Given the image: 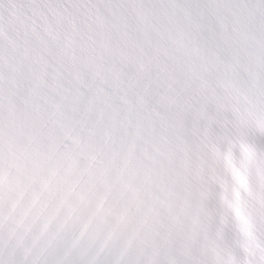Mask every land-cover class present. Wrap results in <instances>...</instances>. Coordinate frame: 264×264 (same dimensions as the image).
<instances>
[{
    "label": "snow or ice",
    "instance_id": "obj_1",
    "mask_svg": "<svg viewBox=\"0 0 264 264\" xmlns=\"http://www.w3.org/2000/svg\"><path fill=\"white\" fill-rule=\"evenodd\" d=\"M39 3L28 0L30 12L9 37L15 51L4 56L0 44L9 65L6 97L0 64V264H214L208 237L227 191L219 141L200 124L223 121L210 103L220 99L219 81L189 75L188 63L176 62L181 48L158 49L160 59L146 53L140 65L113 69L129 78L144 68L135 99L109 81V102L124 110L115 131L94 140L53 134L51 111L19 88L80 59L72 39L94 24L92 7L103 8L94 0ZM247 259L264 264V252L253 247Z\"/></svg>",
    "mask_w": 264,
    "mask_h": 264
},
{
    "label": "clouds",
    "instance_id": "obj_2",
    "mask_svg": "<svg viewBox=\"0 0 264 264\" xmlns=\"http://www.w3.org/2000/svg\"><path fill=\"white\" fill-rule=\"evenodd\" d=\"M88 2V0H85ZM83 34L72 39L80 59L60 65L42 76L25 80L19 91L33 98L51 115L46 127L53 134L85 135L116 130L124 110L109 102L111 88L139 96L144 68L123 78L113 71L121 61L140 65L146 53L160 59V52L181 48L177 63H188V74L204 81H219L218 95L210 103L222 122L200 124L223 151L227 208L216 213L220 223L208 239L214 264H249L253 247L264 252V0H94ZM159 5V14L153 5ZM119 5V7H117ZM143 5V7H141ZM16 9L15 14L9 8ZM36 7L40 8L39 0ZM28 0H0V44L4 56L25 17ZM125 21L130 22V24ZM95 28V33L91 31ZM113 34L114 39H106ZM95 37V38H94ZM168 37L171 43L166 40ZM15 51L14 49H12ZM19 59V57H18ZM83 61V62H82ZM6 82L8 60H0ZM110 90V89H109ZM209 88L201 90L203 96ZM159 93H157L158 95ZM9 248L4 246V252ZM15 254L16 249H11Z\"/></svg>",
    "mask_w": 264,
    "mask_h": 264
}]
</instances>
